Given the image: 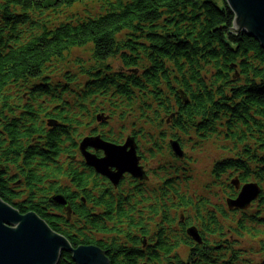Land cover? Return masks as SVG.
Returning <instances> with one entry per match:
<instances>
[{
  "label": "trees",
  "instance_id": "trees-1",
  "mask_svg": "<svg viewBox=\"0 0 264 264\" xmlns=\"http://www.w3.org/2000/svg\"><path fill=\"white\" fill-rule=\"evenodd\" d=\"M79 1L0 0L2 201L109 264H264V47L233 30L225 0H99V13L50 19ZM89 45V63L76 58L52 81L67 53ZM127 128L140 155L160 160L154 181L115 187L79 143L119 145ZM210 140L225 156L199 194L190 158L170 144ZM235 180L261 189L247 210L228 208ZM57 264L75 263L62 252Z\"/></svg>",
  "mask_w": 264,
  "mask_h": 264
},
{
  "label": "water",
  "instance_id": "water-1",
  "mask_svg": "<svg viewBox=\"0 0 264 264\" xmlns=\"http://www.w3.org/2000/svg\"><path fill=\"white\" fill-rule=\"evenodd\" d=\"M235 16L233 30L256 39L264 47V0H225ZM175 157L182 159L184 153L177 142H171ZM134 138L128 137L123 144H114L100 136H87L79 143V152L85 164L96 174L117 186L125 174L136 179H145L140 158L137 156ZM102 152L101 158L89 152ZM233 185L239 193L227 202L229 210H247L260 195L255 183L240 187L238 180ZM55 205L66 207L62 195L50 200ZM69 212V211H68ZM193 241L201 239L196 229L188 230ZM62 252H69L75 264H109L104 252L97 246L72 248L69 241L51 228L35 213L21 214L0 198V264H57Z\"/></svg>",
  "mask_w": 264,
  "mask_h": 264
},
{
  "label": "rangeland",
  "instance_id": "rangeland-1",
  "mask_svg": "<svg viewBox=\"0 0 264 264\" xmlns=\"http://www.w3.org/2000/svg\"><path fill=\"white\" fill-rule=\"evenodd\" d=\"M86 10L93 13H99L101 10V2L99 0H80L72 7L63 8L57 14H52L50 16V19L53 21L62 20L70 14L79 13L81 15ZM90 51L91 46L89 45L83 48H75L67 53L65 55V58L67 59L56 66L52 81L61 80L62 74L73 66V62L76 58H80L82 60H85L84 62L89 63L88 60L90 58ZM109 64L117 67L116 61L110 60ZM107 116L108 115L106 112H104L102 115V117L104 118H106ZM87 136L89 135H85V137ZM128 137L134 138L133 136H131L129 128H127V130L123 133L122 142L124 143ZM222 143V141L210 140L209 142L203 144L200 149L191 150L190 148H186L184 150V155L188 156L191 160L190 168L192 171V176L194 177V181L192 182V184H190V189L192 192L205 194L203 186L209 180L208 176L214 162L219 158L225 156V154H222L221 149L219 148L223 146ZM159 156H157L156 158H149V156H146V164H144L143 166L145 167V170L150 171L149 174L152 172V170L157 168L160 160ZM149 181H154L152 174H150ZM212 201L216 202L215 199H212Z\"/></svg>",
  "mask_w": 264,
  "mask_h": 264
},
{
  "label": "flooded vegetation",
  "instance_id": "flooded-vegetation-1",
  "mask_svg": "<svg viewBox=\"0 0 264 264\" xmlns=\"http://www.w3.org/2000/svg\"><path fill=\"white\" fill-rule=\"evenodd\" d=\"M121 144H123V142L121 143ZM136 146H137V144H136ZM136 150H137V156L140 158V162H139V166L140 167H142V169H143V171H144V174H145V179H136V178H133L131 175H128V174H125L124 175V177H123V179L120 181V183L124 180V179H126L127 177H131V178H133L134 180H137V181H141V182H143V181H149L150 180V174H152V173H150L149 174V172L150 171H147V170H145V167L143 166L144 164H146L145 162H146V156L147 155H144V157H143V155H140L139 154V152H138V149L136 148ZM89 152H91V153H93V154H96L97 155V157H99V158H101L102 156H103V154H102V152H95V151H93V150H91V149H89ZM80 156H81V154H80ZM81 159H82V161L84 162V164H85V161H84V159H83V157L81 156ZM86 165V164H85ZM87 166V165H86ZM88 167V166H87ZM93 170V169H92ZM93 172L95 173V171L93 170ZM96 174V173H95ZM98 176H100V177H102L101 175H99V174H97ZM102 178H104V177H102ZM105 180H107L106 178H104ZM108 182H110L109 180H107ZM111 183V182H110ZM119 183V184H120ZM112 184V183H111ZM118 184V185H119ZM113 185V184H112ZM117 185V186H118ZM117 186H115V187H117ZM66 210L67 211H69L70 212V210L68 209V207L66 208Z\"/></svg>",
  "mask_w": 264,
  "mask_h": 264
}]
</instances>
